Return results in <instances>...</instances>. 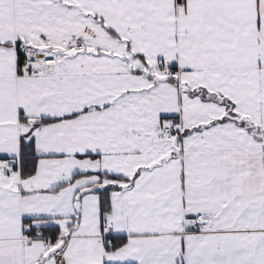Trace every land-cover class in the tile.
<instances>
[{"label":"snow or ice","instance_id":"snow-or-ice-1","mask_svg":"<svg viewBox=\"0 0 264 264\" xmlns=\"http://www.w3.org/2000/svg\"><path fill=\"white\" fill-rule=\"evenodd\" d=\"M0 264H264V0H0Z\"/></svg>","mask_w":264,"mask_h":264}]
</instances>
